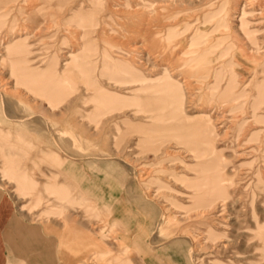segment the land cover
Wrapping results in <instances>:
<instances>
[{"label": "rangeland", "instance_id": "obj_1", "mask_svg": "<svg viewBox=\"0 0 264 264\" xmlns=\"http://www.w3.org/2000/svg\"><path fill=\"white\" fill-rule=\"evenodd\" d=\"M0 96L29 142L0 187L59 264H264V0H0Z\"/></svg>", "mask_w": 264, "mask_h": 264}, {"label": "crops", "instance_id": "obj_2", "mask_svg": "<svg viewBox=\"0 0 264 264\" xmlns=\"http://www.w3.org/2000/svg\"><path fill=\"white\" fill-rule=\"evenodd\" d=\"M86 19V18H85ZM82 19V20H85ZM87 20V19H86ZM85 20V21H86ZM24 98L10 99L3 101L0 96V150H5L6 153L2 154L5 158L13 161H19L23 158L22 155L16 152H11L6 149H22L28 145V141L24 138L23 130L26 126L24 116ZM72 113L70 111L64 112L61 119H70ZM58 120V121H59ZM65 144H68L66 141ZM52 144L57 145L58 142L52 141ZM47 152V153H46ZM43 156L48 155L50 151H41ZM78 175H72L73 178L79 180L80 186L83 187L85 195L93 194V184L97 185L101 189V198H106L113 192L110 184H106V188H102L95 180H88V178L78 169ZM75 173V170H71ZM94 182V183H93ZM140 186V185H139ZM141 198H139L140 205L147 210L153 209L149 203H144L146 197L140 187ZM107 195V196H106ZM106 196V197H105ZM112 197V196H110ZM143 197V198H142ZM151 200V199H149ZM60 224H51V228H45L41 223H27L18 222L14 220V201L8 192L0 187V264H59L62 262L61 256L65 259L69 258V247L66 248L64 255L60 251L61 238L63 237L60 233ZM57 232L53 236H48V240L45 236V231ZM76 226L67 228L66 231L76 233ZM66 234L67 238H70V234ZM83 235V234H82ZM69 236V237H68ZM63 239V238H62ZM65 240L66 246L70 244ZM73 244V243H72ZM71 244V245H72ZM65 246V247H66ZM189 248V253H190ZM71 250V249H70ZM183 243L181 240L173 241L170 243L164 254L168 256L170 264H184L183 261ZM71 256V255H70ZM191 256V255H190ZM82 260V259H81ZM152 264H160L157 257L149 260ZM82 262V261H81Z\"/></svg>", "mask_w": 264, "mask_h": 264}, {"label": "bare ground", "instance_id": "obj_3", "mask_svg": "<svg viewBox=\"0 0 264 264\" xmlns=\"http://www.w3.org/2000/svg\"><path fill=\"white\" fill-rule=\"evenodd\" d=\"M80 15V14H79ZM80 16H82L83 18H85V16H84V14H81ZM79 17V16H78ZM81 17V18H82ZM69 70L70 71H73V72H82L81 70H84V68L82 67V69H81V66H79L78 65V63H76L75 61L74 62H70V64H69ZM64 73V72H63ZM166 73H168L167 72V69L166 68H164L163 69V76L162 77H160L158 80L160 81V83L162 82V84H164V90L165 89H168L167 91H171V93L172 94H167L166 93V95H167V99L169 100V101H171L172 103H171V105L173 106V105H175L176 103V101L179 103V105H181V103H182V96L179 94V88H178V86H176L175 84H171L170 83V77H169V75H167ZM83 77H84V75H82ZM167 81H169V82H167ZM167 82V83H166ZM176 91H175V90ZM166 91V92H167ZM177 103V104H178ZM177 109H179V108H177ZM176 110V109H175ZM181 118H182V115H180L179 116V121L181 120ZM199 127V126H198ZM197 127V128H198ZM204 134V133H203Z\"/></svg>", "mask_w": 264, "mask_h": 264}]
</instances>
